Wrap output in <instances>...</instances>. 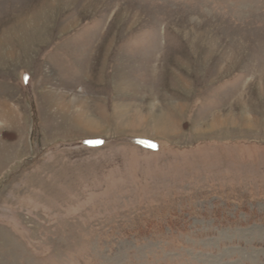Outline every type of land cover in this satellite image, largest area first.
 <instances>
[{
  "label": "rangeland",
  "instance_id": "obj_1",
  "mask_svg": "<svg viewBox=\"0 0 264 264\" xmlns=\"http://www.w3.org/2000/svg\"><path fill=\"white\" fill-rule=\"evenodd\" d=\"M0 264H264V0H0Z\"/></svg>",
  "mask_w": 264,
  "mask_h": 264
}]
</instances>
